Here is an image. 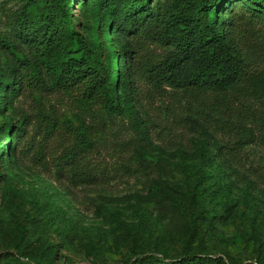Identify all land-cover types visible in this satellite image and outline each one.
<instances>
[{
    "label": "rangeland",
    "instance_id": "rangeland-1",
    "mask_svg": "<svg viewBox=\"0 0 264 264\" xmlns=\"http://www.w3.org/2000/svg\"><path fill=\"white\" fill-rule=\"evenodd\" d=\"M26 1L0 0V33L9 39ZM237 6L238 34L255 54L250 65L264 69V22L251 20ZM73 12L77 25L92 24L83 1H75ZM134 43L137 118L105 113L85 103L75 89H60L48 78L42 85L24 86L18 97L0 87V127L6 120L26 124L12 167L3 154L0 264H157L146 257L178 259L186 252L210 256L213 264H264V207L256 203L264 199V139L240 148L235 135L217 128L233 167L211 165L197 186L202 196L197 195L193 132L182 118L190 111L149 71L164 54L162 46L145 37ZM13 61L0 50L3 78L11 76ZM17 68L16 76L31 73ZM82 134L94 143L87 180L55 167ZM5 142L10 151L11 143ZM155 178L176 201L148 194Z\"/></svg>",
    "mask_w": 264,
    "mask_h": 264
},
{
    "label": "trees",
    "instance_id": "trees-1",
    "mask_svg": "<svg viewBox=\"0 0 264 264\" xmlns=\"http://www.w3.org/2000/svg\"><path fill=\"white\" fill-rule=\"evenodd\" d=\"M75 1L27 0L12 25L13 38L0 33V50L15 59L11 76L3 78L0 71V87L6 94L18 97L24 86L42 85L48 78L60 89H75L85 103L105 113L137 118L139 71L134 38L145 37L164 49L149 71L159 84L173 89L190 111L182 118L193 132L197 195L202 196L197 186L211 165L221 162L227 169L233 167L227 145L217 138V128L235 135V146L240 148L264 139V69L251 67L255 54L238 34L235 11L241 5L251 20L264 22V0H81L92 21L87 25L74 22ZM17 65L31 70L28 77L12 73ZM25 125L6 120L0 127V180L3 154L12 167ZM148 133L144 129L142 136ZM5 139L11 143L7 152ZM93 147V140L82 134L64 151V159L60 156L57 172L91 179L88 153ZM147 191L151 197L177 200L160 178L151 180ZM256 203L264 207L262 197ZM190 210L196 219L193 205ZM158 253L167 258L165 248L159 247ZM146 258L157 264H213L210 256L189 252L178 259Z\"/></svg>",
    "mask_w": 264,
    "mask_h": 264
}]
</instances>
